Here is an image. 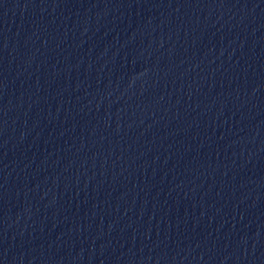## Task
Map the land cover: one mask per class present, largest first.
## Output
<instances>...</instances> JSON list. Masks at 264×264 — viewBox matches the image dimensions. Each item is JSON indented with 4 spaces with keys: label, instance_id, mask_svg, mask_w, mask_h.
Here are the masks:
<instances>
[{
    "label": "water",
    "instance_id": "95a60500",
    "mask_svg": "<svg viewBox=\"0 0 264 264\" xmlns=\"http://www.w3.org/2000/svg\"><path fill=\"white\" fill-rule=\"evenodd\" d=\"M0 264H264V0H0Z\"/></svg>",
    "mask_w": 264,
    "mask_h": 264
}]
</instances>
